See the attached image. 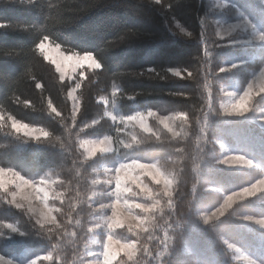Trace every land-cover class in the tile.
<instances>
[{
    "label": "trees",
    "instance_id": "1",
    "mask_svg": "<svg viewBox=\"0 0 264 264\" xmlns=\"http://www.w3.org/2000/svg\"><path fill=\"white\" fill-rule=\"evenodd\" d=\"M226 1L220 9L214 0H0V167L13 168L27 179L52 177L60 192L68 189L56 201L55 206L63 208L57 224L45 227L35 225L33 216L10 204L11 197L0 190V255L21 263L38 256L37 264H83L95 206L109 200L107 186L93 184L96 171L129 157L161 163L171 158L168 169L178 180L175 210L169 216L162 201L163 216L157 212L154 220L137 229L139 235L115 229L117 238H135L141 249H149L137 252L132 261L123 254L117 261L239 264L227 241L264 264V229L240 219L264 218V193L234 203L217 220L205 223L202 216L218 207L224 195L264 174V127L256 123L254 111L264 107V94L254 95L252 110L241 117H229L220 107L224 87L242 90L264 67V42L239 43L236 34L221 38L214 22L242 14L264 31V0ZM44 37L68 53L91 52L102 68L88 69L82 80L78 73L62 80L37 48ZM149 67L161 75L168 68H187L194 78L186 73H166L163 79L143 74ZM77 82L79 112L73 121L69 91ZM49 101L60 116L51 111ZM111 103L122 114L148 109L162 115L183 112L189 121L178 128L183 130L180 138L160 132L163 126L153 120L159 140L136 128L140 145L125 149L117 143L112 152L87 157L80 138L115 134L116 126L106 114ZM11 118L49 135L17 132ZM218 141L256 166H224ZM9 224L18 231L12 232ZM165 232L166 247L160 244Z\"/></svg>",
    "mask_w": 264,
    "mask_h": 264
},
{
    "label": "snow or ice",
    "instance_id": "2",
    "mask_svg": "<svg viewBox=\"0 0 264 264\" xmlns=\"http://www.w3.org/2000/svg\"><path fill=\"white\" fill-rule=\"evenodd\" d=\"M159 3V0H157ZM219 35V33H217ZM48 37H44L38 45L41 55L45 59H50L53 64L56 66L57 72L60 73V78L63 80L65 76V69L70 64L73 72L78 71V80H82L85 77V73L88 69H101V63L93 56L91 52H85L83 55L76 56H65L63 53L56 52L55 57L50 56L49 53L53 49L47 47L44 43ZM259 39L264 40V34L259 36ZM59 45H56V49H59ZM207 51L205 55H207ZM224 69H220L223 71ZM166 73H171L174 77H181L182 73L187 74V78H194V73L189 71L187 68H168L164 70V74L161 75L155 68L149 67L145 70L143 74H152L159 76L160 78H166ZM262 79L260 82L259 91L264 94V87L261 86L264 83V72L261 73ZM37 88H40L39 83L36 84ZM81 88V82H77L75 87L69 92V95L72 96L73 108H72V120L75 121L77 113L79 112V101L78 98L72 95L76 89ZM254 88V83L249 82L247 88L242 92V94L235 95L230 93L232 100L229 105L223 107V111L228 114H244L249 111L248 101L252 95ZM115 96V92H113ZM101 100L107 104L108 101L104 100L102 97ZM49 106L51 111L57 116H60V113L57 112L55 107H52L51 101H49ZM211 107V105H209ZM110 115L112 120L117 119L116 116L111 113H106ZM157 114L148 111L147 113L137 112L134 115H128L120 117L122 123L131 124L133 128L136 125H139V128L148 133L150 136H155L157 140L160 139V135L154 131V126H150L149 118L156 116ZM157 120L159 125L163 127L160 129V132L171 134L173 138H180L182 136V131H177V128H183L189 121V117L183 113H177L174 116H158ZM203 120L205 126H208V114L203 115ZM93 124L96 121L92 122ZM197 123H200V120H197ZM12 128L17 132H20L22 129H25V135H31L33 130H29L27 125H21L19 122L13 120ZM42 135L47 137L48 132L40 130ZM117 131H123L121 128H117ZM201 133L207 134L205 128L200 129ZM125 149H130L134 145H140L142 141L137 140L135 135H132L130 142L120 141ZM112 138L105 136L103 139L95 141H83L80 144V147L87 154V157H92L99 152H108L111 151ZM182 149H177V152H182ZM244 157H225L223 161L224 164L235 163L237 161L243 160ZM171 161L169 158L168 161L161 163L160 161L155 162H143L140 158H126L125 161L119 162L118 166L114 167L112 170L114 175L105 181V184L112 186L110 193L111 199L110 203L100 204L99 207L101 210H111V215H108L105 212V226L107 228V238L103 242V264H122L121 261H117V257L123 253L127 257L128 261H132L133 257L139 251L144 253H149V249L144 247L141 249L138 246L137 240L135 238L129 237L128 240L122 243L120 240L115 239L114 229H123L126 228L129 233L134 235H139L137 229L144 228V225L149 223L150 220L156 218L157 212L163 216L164 207L161 206L162 201H166V207L169 209L168 215L171 216L172 212L175 210L173 199L175 193L178 191L177 185L178 180L177 176L169 172L168 163ZM245 163L250 166L252 161L245 160ZM150 178V180H148ZM148 181V182H146ZM154 182V186L150 187L149 184ZM56 181H50L45 177H41L39 181L35 179H27L19 172L13 168L0 167V190L3 191L6 197L10 196L8 200L10 204H14L17 208H24L25 201L39 200L40 204L43 205L39 209V213L35 219V225L40 227H45L46 225H56L58 222V215L62 214L63 208H57L56 201L60 200L61 197H64L68 189L62 192H56L52 185ZM97 181L93 180V184H96ZM70 184V182H69ZM60 188H64V183L61 182L58 185ZM162 186V188H161ZM77 194L79 190L77 189ZM259 193H264V176H261L255 179V182L250 183L247 187H242L239 191H232L223 196V202L219 203L218 207H215L214 210L204 214L205 223L214 221L223 216L237 200H243L247 197H252ZM51 197V199H50ZM143 202H140V201ZM35 211V210H33ZM56 213L57 215H54ZM246 219H251V217H246ZM260 225L264 226V219L257 221ZM170 225V222H169ZM12 232H17L18 230L11 224L7 225ZM94 227H100L99 224L94 225ZM147 231V229H145ZM152 237L149 236V239ZM161 246H167V232H165L164 237L160 238ZM226 244L229 248L234 247V245L229 244L226 241ZM40 257H36L31 261V264H37V261ZM0 264H13L11 259H7L3 256H0ZM255 264V262H251Z\"/></svg>",
    "mask_w": 264,
    "mask_h": 264
},
{
    "label": "rangeland",
    "instance_id": "3",
    "mask_svg": "<svg viewBox=\"0 0 264 264\" xmlns=\"http://www.w3.org/2000/svg\"><path fill=\"white\" fill-rule=\"evenodd\" d=\"M227 4H228V2L226 0H214V5L217 6L218 8H220V9H223ZM214 22H215L216 32L219 33L218 36L221 37V38L228 37V36H230L232 34H236L238 36V37H236L237 38V42H239V43H254V42L262 43V42H264V40L259 39V36L261 34H264V31L259 30L258 26L255 23H253L248 17H246V16H244L242 14H239L238 18L235 19V20L225 21V20H221V19H215ZM44 43H45V45L47 47L53 49V51L49 53V55L53 56V57H55L56 52L63 53L65 56L83 55V54H79V53H68L66 51H63L60 47H59V49H56V44L50 42L49 40H45ZM48 60L51 61L50 59H48ZM78 71L79 70H77V72H73L72 69H71V65L69 64L66 67V69H65L64 79L65 78H73L74 75L76 73H78ZM262 72H264V67L260 71H258L249 81V82H253L254 83L253 92H252V95H251V97H250V99L248 101L249 111L252 110L251 106H250L251 98L254 95L260 93L259 87H260V82H261V79H262V76H261ZM247 85L242 90L236 89L235 86H233V85L226 86V87H224L222 89V96H221V100H220V107H221L222 111H223V107L229 105L231 100H232V97L229 94L230 93H233L235 95L242 94V92L247 88ZM73 88L74 87H72L69 92H71ZM72 95L77 97V89H76L75 92L72 93ZM69 98H70L71 105H72V108H73L72 96L69 95ZM110 102H112V101H110ZM148 111H152V112L157 114L156 116H153V117L149 118L148 122H149L150 126H152L151 122L153 120L158 122V120H157L158 116H174V115H176V114L162 115V114H160V113H158V112H156L154 110H150V109H148V110H139V111H135V112L130 113V114H122V113H120L118 111L116 105L111 103L110 104V108L108 109L107 113H111L112 115L117 117V119L115 121L112 120L114 122L115 126H116L115 131H114L115 134L114 135L104 134V135H101V136L83 137V138H80L79 145L83 141H95V140L103 139L105 136H109V137L112 138V144H111L112 150L108 151V152H99L98 151L97 153L105 154V153L112 152V151L115 150L117 143L122 145L120 143L121 140H123L126 143L130 142L132 135L136 136V128L140 129L139 125H136V127L133 128L131 124H128L126 122L122 123L121 120H120V117L128 116V115H134L137 112L147 113ZM254 111H256V117H255L256 123H258V124H260L261 126L264 127V107H257ZM247 113H244V114H228V113H225V114L228 115L229 117H241V116L246 115ZM107 116L111 118L110 115H107ZM13 120H15V119L11 118V124H12ZM15 121H17V120H15ZM17 122H19V124H21V125H27L29 130H33L32 134L31 135H27V136H31V137L43 136L42 132L40 131L42 128L36 127V126H32V125H29V124H26V123H23V122H20V121H17ZM117 128H121V129H123V131H117ZM42 130L44 132H46L44 129H42ZM25 131H26L25 129H22L20 131V133L25 134ZM177 131H183V130L177 128ZM218 143H219V146H220V157H219V161L220 162L223 161L226 156L227 157H237V156L244 157L243 160L237 161L235 163L224 164V163L221 162L224 166L229 167V168H238V169H251V168L256 166L254 161L250 160L249 158H247V157H245V156H243L241 154L229 151V149L227 148V146L224 143H222L220 141H218ZM85 155L87 156L86 153H85ZM245 160L252 161V164L250 166H248L245 163ZM123 161H125V160L118 161L117 164L115 166H113V167H108V166L104 165V166L101 167V169L99 171L97 170L96 171L97 172V177L95 179L97 181V183L98 184H101V183L105 184V181L114 175V173L112 171L114 169V167L118 166V163L119 162H123ZM262 176H264V174ZM45 178L50 180V181H56L57 182V180L52 178V177H45ZM37 181H39V179ZM105 185L107 186V190H106L105 194L109 195V200L107 202L102 203V204L107 205V204H109L111 202L110 201V199H111L110 193H111V190H112V186H109L107 184H105ZM52 187H53V189L56 192H60L56 188V183L53 184ZM237 191H239V190H237ZM50 199H51V197H50ZM238 201H241V200H237V202ZM140 202H143V201H140ZM24 203H25L24 209H26L33 216V218L36 219V216L39 213V209L42 208L43 205L40 204L39 200L25 201ZM33 210H35V211H33ZM95 210H96V214L94 216V223L90 227V230H91L92 234H91L90 239L88 241V244L86 246L85 255H84V259H83V264H103V256H102L103 242H104V240H106L107 234H108L107 228L105 226V212H107L108 215H111V210L110 209L101 210L99 205L95 206ZM210 211H212V210H210ZM210 211H204L203 214H202L203 218H204V214H206V213H208ZM246 217H251V219H246ZM240 219L242 221L248 223V224H251V225H254V226L258 227V228H263L264 229V226H262L259 223H257V221H259L261 219H264L262 217H255V216H251V215H249V216L246 215V216H241ZM96 224H99L100 227H98V228L94 227V225H96ZM115 239L120 240L122 243L127 241V240H121V239L117 238L116 236H115ZM225 243H226V241H225ZM228 243L234 245V247H232V248H229L228 246L227 247L230 250L233 251V253H234L233 257L239 264H251V262H255V264H262V263H260V262H258L256 260H254V258H252L248 253H246L243 249H241L237 245H235L233 243H230V242H228ZM121 254H123V253H121ZM0 256H2V255H0ZM5 258L11 259L13 261V264H31V261L33 259H36V257H34V258L28 260L25 263H21L19 261L14 260L13 258H10V257H5Z\"/></svg>",
    "mask_w": 264,
    "mask_h": 264
},
{
    "label": "clouds",
    "instance_id": "4",
    "mask_svg": "<svg viewBox=\"0 0 264 264\" xmlns=\"http://www.w3.org/2000/svg\"><path fill=\"white\" fill-rule=\"evenodd\" d=\"M261 86L264 87V83H262Z\"/></svg>",
    "mask_w": 264,
    "mask_h": 264
}]
</instances>
